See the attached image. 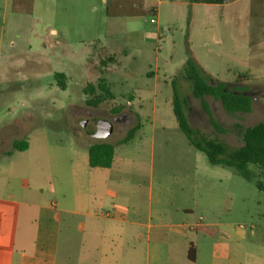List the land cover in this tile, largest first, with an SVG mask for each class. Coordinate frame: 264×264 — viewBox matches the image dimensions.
<instances>
[{
  "label": "rangeland",
  "instance_id": "1",
  "mask_svg": "<svg viewBox=\"0 0 264 264\" xmlns=\"http://www.w3.org/2000/svg\"><path fill=\"white\" fill-rule=\"evenodd\" d=\"M130 1L145 6L146 0H125L123 14L133 9ZM154 2L155 16L109 17L111 0H0V188L22 192L34 179L29 171L34 167L50 188L71 160L88 177L86 146L117 143L140 124L136 140L117 148V160L124 157L126 198L173 202L195 220H201L203 208L221 211V220L235 232L253 230L254 242L264 244V188L256 183L264 185V169L251 164L255 177L248 181L232 168L211 164L178 127L172 88L176 80L193 128L232 149L241 146L234 125L264 122V0H226L227 6ZM189 58L212 84L252 97V111L235 115L221 100L206 97L228 133L212 127L181 76ZM59 72L65 90L55 78ZM103 83L115 98L90 105ZM119 104L123 109L114 113ZM99 118L113 119L106 139L94 135ZM22 139L31 146L17 150L13 141ZM75 233V245L67 241L74 256L83 238ZM59 260L65 264L64 251Z\"/></svg>",
  "mask_w": 264,
  "mask_h": 264
},
{
  "label": "crops",
  "instance_id": "2",
  "mask_svg": "<svg viewBox=\"0 0 264 264\" xmlns=\"http://www.w3.org/2000/svg\"><path fill=\"white\" fill-rule=\"evenodd\" d=\"M120 145L109 168L90 166L88 155V177L71 160L50 188L37 167L29 169L34 179L22 192L0 188V264H60L63 251L65 264H264L254 231L235 232L221 211L203 208L195 220L173 202L126 198ZM75 231L83 237L76 256L67 250Z\"/></svg>",
  "mask_w": 264,
  "mask_h": 264
},
{
  "label": "trees",
  "instance_id": "3",
  "mask_svg": "<svg viewBox=\"0 0 264 264\" xmlns=\"http://www.w3.org/2000/svg\"><path fill=\"white\" fill-rule=\"evenodd\" d=\"M124 1L111 0V6L107 8L108 16L135 17L157 15V4L154 0H146L145 6H143V3L130 1L133 9L127 14L121 12ZM193 2L221 5L226 0H193ZM134 6H137V8ZM111 7L115 10L110 9ZM181 76L189 82L193 96L200 100L201 107L208 116L210 124L218 133H228V130L217 121L206 97L209 96L221 100L224 109L231 115L238 113L248 114L253 109V99L249 94L227 90L222 83L218 85L212 84L211 80L204 75V70L201 65L193 58L187 60ZM55 78L58 86L62 90H65V75L59 72L55 74ZM106 84H100V89L103 92L94 99L88 100L90 105L96 107L107 99L115 98V95ZM172 88L173 112L177 119L178 127L187 136L191 144L196 149L204 152L211 164L232 168L246 180L253 181L255 174L249 166L252 164L264 169V122L247 127L239 122L236 123L234 130L241 136L243 144L232 149L224 141L202 135L199 130L190 125L185 108V100L181 96L176 80L172 81ZM89 92H94L93 85L89 86ZM122 109L123 106H118L113 108L112 111L119 113ZM140 128V124L135 125L117 143L99 140L89 145L88 155L90 166L111 167L116 145L125 144L134 139ZM13 146L17 150H26L29 147V142L24 139L16 140L13 142ZM256 183L260 189L264 188L261 182L257 181Z\"/></svg>",
  "mask_w": 264,
  "mask_h": 264
},
{
  "label": "water",
  "instance_id": "4",
  "mask_svg": "<svg viewBox=\"0 0 264 264\" xmlns=\"http://www.w3.org/2000/svg\"><path fill=\"white\" fill-rule=\"evenodd\" d=\"M96 122L98 123V126L94 135L99 139L108 138L113 132V122L107 118H99Z\"/></svg>",
  "mask_w": 264,
  "mask_h": 264
},
{
  "label": "flooded vegetation",
  "instance_id": "5",
  "mask_svg": "<svg viewBox=\"0 0 264 264\" xmlns=\"http://www.w3.org/2000/svg\"><path fill=\"white\" fill-rule=\"evenodd\" d=\"M113 121V119H111ZM14 142V141H13Z\"/></svg>",
  "mask_w": 264,
  "mask_h": 264
}]
</instances>
